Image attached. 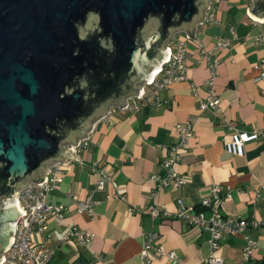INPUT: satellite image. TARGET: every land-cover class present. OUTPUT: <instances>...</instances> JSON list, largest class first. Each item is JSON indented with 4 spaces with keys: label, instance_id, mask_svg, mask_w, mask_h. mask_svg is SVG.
<instances>
[{
    "label": "crops",
    "instance_id": "obj_1",
    "mask_svg": "<svg viewBox=\"0 0 264 264\" xmlns=\"http://www.w3.org/2000/svg\"><path fill=\"white\" fill-rule=\"evenodd\" d=\"M213 4L216 18L197 24V40L188 44L187 78L162 91L164 100L159 105L117 109L93 123L87 146L48 194L49 204L65 207L62 220L53 214L47 220L45 235L53 239L49 244L54 250L52 264H208L209 234L176 215L178 199H182L185 207L210 216L201 201L214 183L233 189V197L220 208L223 215L264 220V140L247 143L243 154L229 152L225 146L232 138L231 128L248 132L264 128V46L255 41L264 32V18L252 12V0ZM217 38L231 40L228 49L214 51L221 56L215 81L220 113L201 108L209 93L210 69L199 43L212 49ZM191 118L195 133L177 164L188 182L155 195L152 176L163 172L162 161L177 142L178 125ZM93 162L99 169L111 170L113 179L104 189L97 188L101 171H92ZM88 195L96 202L93 215L77 208L78 201ZM154 207L170 216L153 217ZM73 225L94 234L90 245L55 239ZM153 232L159 234L157 244L175 251L174 262L163 256L147 263L142 257L147 236ZM247 234L257 245L250 261L242 255L244 234H228L221 240L219 254L228 264H263L264 230L251 229Z\"/></svg>",
    "mask_w": 264,
    "mask_h": 264
},
{
    "label": "water",
    "instance_id": "obj_2",
    "mask_svg": "<svg viewBox=\"0 0 264 264\" xmlns=\"http://www.w3.org/2000/svg\"><path fill=\"white\" fill-rule=\"evenodd\" d=\"M209 0H0V260L20 189L76 160L110 106L142 96L179 31L195 39ZM264 18V0H252ZM4 245V247H3Z\"/></svg>",
    "mask_w": 264,
    "mask_h": 264
},
{
    "label": "built area",
    "instance_id": "obj_3",
    "mask_svg": "<svg viewBox=\"0 0 264 264\" xmlns=\"http://www.w3.org/2000/svg\"><path fill=\"white\" fill-rule=\"evenodd\" d=\"M213 1L209 0L210 7L206 9V17L202 23L211 22L216 18V8ZM179 33V34H178ZM187 35V31H179L173 35L172 39L166 44L170 48V58L156 71L150 83H144L142 96L132 95L127 97L128 105L120 108V105H111L110 112L117 109L138 110L143 105H159L164 99L161 92L168 89L174 82L187 78L189 68V46L190 42L197 40ZM255 41L264 46V32H259ZM202 57L209 63L210 77L206 81L209 86V93L206 99L202 101L201 108L212 109L217 113L221 112V97L215 89V81L218 75V66L221 56L214 52L215 50L228 49L231 45L229 38H217L214 41L212 49H208L203 43H199ZM264 79V68L262 72ZM198 95V86L193 87ZM106 114V115H109ZM105 117V116H103ZM195 119L191 118L178 125L177 142L168 148L167 155L162 161L163 172L154 174L152 179L155 182L154 194L157 195L166 187H182L187 184L188 179L177 169V164L182 158L183 153L188 149L191 138L195 133ZM232 138L225 143L226 149L235 154H243L247 143L259 139L264 140V128L252 132L241 131L231 128ZM90 136L82 137L79 141L71 145L72 153L75 159L79 153L85 149ZM72 160H66L51 164L48 172H44L45 180L43 182L31 181L28 186L20 189L17 195L16 206L21 212L18 219L14 222V234L11 236L10 246L4 248L0 264H52L54 250L49 246L53 241L50 234L45 235L47 220L50 214H53L58 220L64 218L63 205H51L47 202L48 194L54 191L62 177L67 173L68 165ZM92 171H101V178L97 188L104 189L112 181L113 175L108 167L99 169L97 162L91 165ZM233 197V189H225L221 184L214 183L209 195L201 201L203 209L210 211V216L206 215L204 210L197 211L194 208H187L182 199H178L180 209L177 217L183 218L189 226L200 228L209 234L211 253L208 257V264H228L225 258L219 254L221 240L225 235L244 234L246 243L243 247V257L246 261L253 259L254 251L257 248L256 241L249 237L247 232L251 229L262 228L264 230V220L248 219L241 215L227 216L220 212V208L225 199ZM95 200L92 195H88L78 201V210L93 215L95 210ZM153 217L170 216V213L160 207H154L151 210ZM42 235L41 239H37ZM94 234L88 230L73 225L68 232L58 235L55 239L58 241L76 240L81 245H90ZM159 234L153 232L148 234L146 246L142 252V257L149 263L156 257H168L172 262L177 258L175 251H166L162 245L157 244ZM4 247V245H3ZM153 251V252H152Z\"/></svg>",
    "mask_w": 264,
    "mask_h": 264
},
{
    "label": "trees",
    "instance_id": "obj_4",
    "mask_svg": "<svg viewBox=\"0 0 264 264\" xmlns=\"http://www.w3.org/2000/svg\"><path fill=\"white\" fill-rule=\"evenodd\" d=\"M263 264H264V260H263Z\"/></svg>",
    "mask_w": 264,
    "mask_h": 264
}]
</instances>
